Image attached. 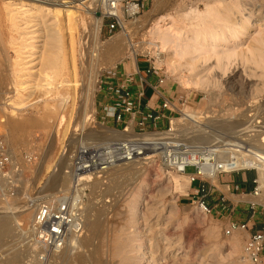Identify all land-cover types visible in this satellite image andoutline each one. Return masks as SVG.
<instances>
[{
    "label": "rangeland",
    "instance_id": "rangeland-1",
    "mask_svg": "<svg viewBox=\"0 0 264 264\" xmlns=\"http://www.w3.org/2000/svg\"><path fill=\"white\" fill-rule=\"evenodd\" d=\"M64 1L68 2L65 6L75 12L72 17L75 21L72 47L65 38L63 18H56L52 13L54 0H0V135L17 157L32 156L30 163L22 165L21 181L14 197L5 203L0 202V216L16 217L10 233L0 238V264H41L38 260L41 251L35 248L30 233L35 205L58 191L68 190L71 182L64 176L66 158L78 142L92 139L98 143L115 141L118 133L123 132V127L101 114L96 98L101 81L107 80L108 75L118 71L125 63L131 66L135 63L153 65L155 76L164 78L181 93L183 100L179 103L182 106H178L181 114L173 116L171 122L188 112L200 118L199 124H207L206 135L202 136L207 138L201 142L192 140L196 136L192 124L176 123V128L179 131L182 128V131L175 133L191 147L215 144L217 149H224L228 146L223 145L228 143L236 144L237 149H234L246 153L245 147L242 150L239 148L241 144L255 149V137L252 135L264 130V111L262 115L251 114L257 109H264V0H151L135 19L126 21L124 29L109 32L105 28V20L99 31L98 43L94 41L89 15L81 7L73 8L86 0ZM204 4L211 6L213 12L198 25L192 12L195 8V11L204 13ZM30 9L35 13L31 17L28 16L32 11ZM97 11H94V16L99 18ZM20 22L24 23L25 34L14 26ZM150 29L153 36L159 33L161 39L169 42L171 46H167L166 53L176 58L180 68L170 71L166 65L159 64L153 54L149 55L153 51L148 46ZM57 30L64 34V51L58 57L66 69L72 55L75 80L79 85L74 92L72 107L71 102H63L62 91L51 89L66 79L64 71L52 75L48 93L44 87H34L43 84V74L51 71L44 60L51 53L56 54L49 36ZM124 33L133 45L134 54L122 40ZM19 34L28 38L25 40L30 45L25 51H33L29 54L31 58L27 59L24 75L16 74L14 67ZM30 34L34 36L29 39ZM112 40H122L117 56H107L103 52L108 51ZM97 47L102 53L99 62L91 57V51ZM99 64L101 66L96 70ZM17 76H23L20 79L24 86H32L21 94L24 100L22 109L12 116L9 114L12 111L9 103L15 98L14 87L20 80L16 79ZM180 76L184 77L183 80L197 79L199 84L186 86ZM260 104L263 107L258 108ZM85 114L89 119L86 123ZM62 116L67 120L63 127L59 122ZM167 131L168 127L151 130L141 137H165ZM129 134H134L131 124ZM262 136L258 137V141L261 142ZM46 155L50 159L40 167ZM35 167L40 169L38 175L34 174ZM122 168L125 170L111 171L106 184L100 186L93 182L88 188L86 218L99 220L95 232L86 229L83 240L81 238L82 246L57 252L50 257L48 264H252L243 255L248 234L235 232L226 236V224L214 216L201 213L190 194L188 178L169 171L155 157L151 161L139 160ZM191 172L192 168L186 169V173ZM241 172L252 173L254 179L257 178L253 169L238 173ZM235 174L227 173L222 177ZM213 185L224 189L221 183L213 182ZM26 203L34 206L25 220L18 217V212L20 205ZM5 205L9 208L5 209ZM259 211L264 218V210L259 208ZM115 242L122 259L112 255ZM68 258L76 260L71 263Z\"/></svg>",
    "mask_w": 264,
    "mask_h": 264
},
{
    "label": "built area",
    "instance_id": "built-area-1",
    "mask_svg": "<svg viewBox=\"0 0 264 264\" xmlns=\"http://www.w3.org/2000/svg\"><path fill=\"white\" fill-rule=\"evenodd\" d=\"M151 0H100L98 13L103 22L107 23L105 28L109 32L122 29L120 22L135 19L144 8V5ZM156 72L153 65L148 64L144 75L149 76ZM135 74L140 77L136 67ZM164 78L158 77L156 84L162 85ZM140 78V83L144 84ZM120 99L123 103L120 108L113 105H104L100 112L106 118L116 124H122L124 117L129 116V121L121 128L127 132L129 125L133 130L135 124L137 131L133 130V137L125 141H108L98 143L92 140L78 142L77 146L68 155L66 161L65 176L71 182L68 190L58 191L48 199L43 200L36 208L30 224L32 243L35 248L41 251L38 260L41 264L50 263L49 254L63 249L68 236L81 239L85 235L86 225V193L93 180L106 184L108 172L123 164H130L134 161L157 159L171 170L186 174L189 185L193 190L192 196L198 209L204 215L211 216L212 208L208 203L211 178H218L227 173H238L239 171H226L223 163L219 162L217 147H191L184 142L169 137H148L142 138L150 124L156 123L160 115L142 108L141 100L143 91L140 90L134 96L129 87L122 81L118 87ZM155 91V87H152ZM158 94V93H157ZM157 96H160L157 95ZM182 106V105H181ZM163 110H169L175 115H180L179 109L171 108V103L163 99L161 104ZM135 117H137L135 119ZM167 119L168 131L171 120ZM149 160V159H148ZM32 156L26 154L20 158L12 154L0 135V200H10L14 197L19 188L22 174V165L30 163ZM187 168L193 172L186 173ZM254 188L252 195L258 199L261 191L257 180H253ZM104 189H102L101 193ZM5 198V199H4ZM107 204L108 201L106 200ZM260 204L250 203L253 210ZM248 223H231L224 233L226 236L235 232H246ZM264 250V233L261 231L248 235L243 247V255L252 264H260L261 255Z\"/></svg>",
    "mask_w": 264,
    "mask_h": 264
},
{
    "label": "bare ground",
    "instance_id": "bare-ground-1",
    "mask_svg": "<svg viewBox=\"0 0 264 264\" xmlns=\"http://www.w3.org/2000/svg\"><path fill=\"white\" fill-rule=\"evenodd\" d=\"M167 1V0H166ZM207 1V0H206ZM223 1V0H222ZM165 2V1H164ZM168 2V1H167ZM166 2V3H167ZM54 4V8H53V10H52V13H53V15H54V17H56V18H58V17H61V18H63V20H64V25H63V27L65 28V38H68V42H69V45H71V47H72V38H73V34H74V28H73V25L75 24L74 22V20H73V15H74V13L75 12H73V11H71L69 8H71V7H68V6H65V4L66 3H68L67 1H64V0H54V2H53ZM219 3H221V1H219ZM215 4H216V1H215ZM100 0H86V1H83V2H81V3H79V4H76V5H74L73 6V8H75V9H78V7H81L80 9H82V11L85 13V14H87V15H89V17H90V19L92 20V29H93V34H94V41H95V43H98L97 41H98V36H99V31H100V29H101V18L102 17H99V18H96L95 16H94V11L96 10V9H99L100 8ZM206 7H205V12L203 13H200V12H197V11H195V8H194V11L192 12V13H194V19L198 22V25H200V24H202L203 22H204V20L205 19H207V18H209L210 16H211V14H212V12H213V9H212V7L211 6H208L207 4H204ZM217 5V4H216ZM219 5V4H218ZM217 5V6H218ZM196 6V5H195ZM77 7V8H76ZM19 8L21 9V6H19ZM218 8V7H217ZM189 9V8H188ZM32 9H30V11H31ZM181 12V11H180ZM8 13V12H7ZM187 13V12H186ZM35 13H34V11L32 10L31 12H30V14L28 15L29 17H31V16H33ZM78 14V13H77ZM229 14V13H228ZM9 15V14H8ZM16 15H17V13H16ZM187 15H188V13H187ZM7 16V15H6ZM12 16V15H11ZM161 17V16H160ZM164 17V16H163ZM188 17V16H187ZM191 17V16H190ZM193 17V16H192ZM181 18V17H180ZM183 18H185V17H183ZM164 19V18H163ZM190 19H192V18H190ZM189 19V20H190ZM211 19V18H210ZM138 20V19H137ZM188 20V21H189ZM171 22V21H170ZM126 22L125 21H123V22H120V25H121V27H122V29H124V27H125V24ZM176 23V22H175ZM193 23V22H192ZM132 24V23H131ZM15 26V28L17 29V30H19V31H23L22 33H24L25 34V27H22V26H24V23L23 22H20V24L18 25V23H17V25H14ZM22 27V28H21ZM133 27H134V25H133ZM144 27V26H143ZM153 28V27H152ZM169 28H171V26H169ZM168 28V29H169ZM141 29V28H140ZM139 29V30H140ZM125 30H126V28H125ZM129 30V29H128ZM171 30V29H170ZM171 31H173V30H171ZM178 31V30H177ZM121 32H122V30H121ZM162 32V31H161ZM28 33H30V32H28ZM148 33L151 35V41L150 42H148L149 43V45L148 46H150V47H152V49H153V51L152 52H150L149 53V55L150 54H153L154 55V57L157 59V62L159 63V64H164V65H166L168 68H170V71H175L176 70V68L177 67H179L180 68V64H179V62H177L176 61V58H172V57H170L167 53H166V48H167V46L168 45H170L169 44V42L168 41H166V40H163V39H161L160 38V35H159V33H158V35H155V36H153L154 34H151V29L150 30H148ZM152 33H154V32H152ZM178 33V32H177ZM24 34H22V35H18V39L20 40L19 41V44L17 43V48H18V51H16V60H15V62H14V67H15V69H16V74H19V75H21V74H23L24 75V72H26V66L28 65L27 64V62H28V58H31L30 57V53L31 52H33L31 49H29L30 51H25V49L26 48H28L29 47V43L25 40V39H28L26 36H24ZM175 34H176V32H175ZM33 35V34H32ZM31 34H30V37H29V39L31 38V36H32ZM124 36H123V41H124V44L126 45V47L130 50V52L131 53H133L134 54V52H135V50L133 49V45H132V43H131V41H130V39L126 36V34L124 33L123 34ZM132 35V34H131ZM34 36V35H33ZM37 36V35H36ZM130 37V36H129ZM49 38H50V41H51V43H52V46H53V49H54V52L56 53V54H50V55H48V57L44 60L45 62H46V65H47V67H48V69L49 70H51V71H46L44 74H43V77H42V82H43V84H41V85H36V86H34L35 88H42V87H44V89L46 90V92L50 89V86L49 85H51V82H52V75H56L58 72H61V71H64V73H65V77H66V79L65 80H62V81H60V82H58L55 86H54V88H51V89H53V90H55V91H62V93H63V95L61 96L63 99V102L64 103H69V102H71V107H72V105H73V103H74V92H75V90H76V88L77 87H79V85H78V83H77V81L75 80V71H74V63L72 62V55L70 56V58H69V62H68V65H67V68L66 69H64L63 68V62L59 59V53H61V52H63L64 51V34H62L59 30H57L55 33H53L52 35H50L49 36ZM122 40H112V41H110V43L108 44V51H103L107 56H117L118 54H120V46L122 45ZM66 41H67V39H66ZM171 43V42H170ZM67 44V43H66ZM13 46V45H12ZM171 46V45H170ZM170 46L168 47V48H170ZM52 48V47H51ZM100 48V47H99ZM99 48L97 47V48H94L92 51H91V54H92V58H93V60H96L97 62H99V58H100V56L102 55V53L100 52V50H99ZM123 48V47H122ZM125 48V47H124ZM69 50V52H70V48L68 49ZM149 52V51H148ZM25 53H28V55H25ZM122 53H124V52H122ZM69 54V53H68ZM69 57V56H68ZM119 59V58H118ZM114 61V60H113ZM108 62H110V61H108ZM107 62V63H108ZM106 63V64H107ZM177 63L180 65V66H178L177 65ZM98 66H101L100 64L99 65H96V70H98ZM18 67H21V68H18ZM95 67V66H94ZM103 67V66H102ZM101 67V68H102ZM100 68V69H101ZM191 71V70H190ZM97 72V71H96ZM95 72V73H96ZM100 72V71H99ZM98 74V73H97ZM97 74L94 76V79H96V76H97ZM19 76H17V78L16 79H20V78H22L23 76H21V77H19ZM59 79V78H58ZM62 79H63V77H62ZM180 79L182 80V82H184V85H192V86H197L198 84H199V81L196 79H187V78H185V79H187V80H183L184 79V77L183 76H180ZM23 80H26L25 78H23ZM54 80V79H53ZM56 81V80H55ZM58 81V80H57ZM94 82H95V80H94ZM35 84V83H34ZM25 84L23 83V81H22V79H20L18 82L16 81V84H15V87H14V89H15V98L11 101V103H9V104H11L10 106H11V109H12V111L9 113L10 115H14V112L15 111H18V110H20V109H22V101H24L23 100V96L21 95L22 93H24V92H26V90H27V88H31V86H24ZM49 86V87H48ZM52 87V86H51ZM47 88H49V89H47ZM34 89V88H33ZM51 91V90H50ZM48 93V92H47ZM50 93V92H49ZM90 101V100H89ZM90 103H91V106H92V101H90ZM252 104H254V103H252ZM261 105V104H260ZM260 105H258V106H260ZM251 106H253V105H251ZM251 106H249V107H251ZM249 107H247V108H249ZM261 107H263L262 105L260 106V107H258V108H261ZM253 108V107H252ZM256 109H257V107H256ZM255 109V110H256ZM255 110H253V111H255ZM260 109H257V111H255L254 112V114L253 113H251L252 115H256V114H258V115H262L263 113H262V111H264V109H262L261 108V110L259 111ZM245 111V110H244ZM250 111H251V109H250ZM246 112V111H245ZM88 113H89V111H88ZM244 113V112H243ZM242 113V114H243ZM246 114V113H245ZM244 115V114H243ZM257 115V116H258ZM253 116V117H254ZM246 117V116H245ZM244 117V118H245ZM259 117V116H258ZM261 117V116H260ZM87 114H85L84 115V119H85V121H84V123H86V121H88L89 119L87 118ZM256 118V117H255ZM263 118V117H262ZM6 119H8V117H6ZM198 119H200V118H197L196 116H195V114L194 113H188V112H184L183 114H182V117L180 118V119H176L174 122L172 121L171 122V126H170V130H169V132H167V133H164V135H165V137H169V138H172V139H176V140H178V141H181L180 140V137H181V135H177L175 132L176 131H179V129H177L176 128V123H180L181 125L183 124V125H187L186 123H190V124H192L193 126H194V129L196 130V131H194V133L196 132V136L192 139V140H197V141H199V140H201V142L203 141V138H204V140H206V138L207 137H203L202 138V136H204V135H206V133H205V125H207V124H199V122H198ZM253 120V119H252ZM262 120V119H261ZM4 121H2V123H3ZM59 122H62V127L63 126H65V123L67 122V120L65 119V117H61V119H60V121ZM226 123V122H225ZM238 123V122H237ZM241 123V122H240ZM257 123V122H256ZM259 123V122H258ZM264 123V122H263ZM229 124V123H228ZM232 123H230V125H231ZM239 124V123H238ZM242 124V123H241ZM240 124V125H241ZM242 125H245V124H242ZM233 126V125H232ZM246 127H247V125H246ZM257 127V126H256ZM233 128H235V126L233 127ZM250 128V127H249ZM181 129V131H182V128H180ZM226 129V128H225ZM253 129H255L254 127H253ZM129 130H130V125H129V127H128V130H127V132H121V133H118V137H117V139L116 140H119V141H125V140H128V139H131L133 136H130V134H129ZM226 130H229V129H226ZM181 131H179V133H181ZM63 134H64V132H63ZM261 135H264V130H260V131H256V133H254L252 136L253 137H255V142H257L256 144H255V142H254V145L256 146H254L255 147V149L254 148H252L251 146L249 147V146H247V145H243V144H241V146L239 147L241 150L243 149V147H245L247 150H244V151H246V153H244V152H241V151H239V150H236L237 148H236V144L234 145V144H228V143H226L225 145H223L224 147H226V146H228L227 148H224V149H218V152H219V154H218V157H217V159H218V161L219 162H221V163H223L224 164V166L226 167V171L227 172H229V171H239V170H246V169H253V170H255L256 171V176H257V178H256V180H257V183H258V186H259V189H260V191H261V194H260V197L258 198V202H261V203H263L264 204V136H262V138H261V142L260 141H258V137H260ZM152 136V135H151ZM223 136V135H222ZM148 137H150V136H148ZM147 136H143V138H148ZM253 137H251V138H253ZM250 138V139H251ZM17 140V139H16ZM115 140V141H116ZM249 140V139H248ZM253 139H251V141H252ZM119 141H117V142H119ZM240 141V140H239ZM246 141H247V139H246ZM181 142H183V141H181ZM12 143V142H11ZM10 143V144H11ZM18 143V142H17ZM199 143V142H198ZM212 143V142H211ZM218 143H220V142H218ZM217 143V144H218ZM248 143V142H247ZM251 143V142H250ZM190 144V143H189ZM209 144H210V142H209ZM221 144V143H220ZM224 144V143H223ZM249 144V143H248ZM253 144V143H252ZM215 145V144H214ZM240 145V144H239ZM15 145H13L12 147H14ZM210 146H213V145H208L207 144V146H205V147H210ZM218 147V146H217ZM220 147H222V146H220ZM234 148H236V149H234ZM10 150V149H9ZM10 152L12 153V151L10 150ZM13 154V153H12ZM66 158V157H65ZM150 158H152V157H149V158H146V161H151L152 159H150ZM50 159V156H45V159L40 163V167H42V165L44 166V164L48 161ZM67 159V158H66ZM149 159V160H148ZM139 161V160H138ZM135 162H137V161H134L133 163H135ZM133 163H130V164H123V165H118V166H116V167H114V168H112L109 172H108V174L107 175H109L110 174V172L111 171H115V172H117V171H121V170H125V168H122V167H124V166H128V165H132ZM162 166L163 167H165L166 169H168L169 171L171 170L170 168H168L166 165H164V164H162ZM129 171V170H128ZM40 173V169H38V168H36L35 167V169H34V174L36 175H38ZM113 173V172H112ZM118 174H119V172H118ZM178 174H180L181 176H183V177H186V178H188V176L186 175V174H182V173H178ZM55 175V174H54ZM138 175V174H137ZM65 176V175H64ZM113 176V175H112ZM124 176V175H123ZM53 177H55V176H52V178ZM63 177V176H62ZM64 178H66V177H64ZM63 178V179H64ZM217 179L218 178H216V177H214V178H211V182H214V183H217ZM56 180H57V178H56ZM67 180H69V178L67 177ZM93 182L94 183H98V185H100L101 186V182L100 181H98V180H93ZM92 182V183H93ZM107 193V192H106ZM5 199V198H4ZM0 202H3V203H5V200H3V199H1L0 200ZM40 204V203H39ZM39 204H36L35 205V207L37 208L38 207V205ZM8 205V204H7ZM7 205H5V209H8L9 207L7 206ZM34 206V204H30V203H26V205H20V207H19V216L18 217H21V218H23V219H28V217H29V215H30V213H31V209H32V207ZM103 206H105V205H103ZM35 208V209H36ZM2 210H4V209H2ZM13 220H16V217L15 216H7V215H2V216H0V238H3V237H5L6 235H8L9 233H10V231L12 230L11 229V224H12V221ZM99 221V220H98ZM98 221H91L88 217H87V219H86V225H85V228L86 229H88V231L89 230H94V232H95V230L98 228V226H99V224L100 223H98ZM18 226H22V225H18ZM87 231V230H86ZM86 239V238H85ZM84 239V240H85ZM82 240H83V238H82ZM87 241V240H86ZM81 239L79 240V239H77V238H75L74 236H68V238H67V240H66V245L63 247V249H61V250H59V251H57V250H55V252H52V253H50L49 254V258L51 257H54L55 255H56V253L57 252H60V251H63L64 250V252H65V248H67V250H69V249H71L72 250V248L73 247H80V246H82L83 245V243H82V245H81ZM89 245V244H88ZM114 247H113V249H112V255L113 256H116V257H118L119 256V258H121L122 256L120 255L121 254V251H118V246H117V243L115 242L114 243ZM121 246V245H120ZM119 246V247H120ZM69 248V249H68ZM86 249V248H85ZM66 250V251H67ZM64 252H63V254H64ZM62 253V252H61ZM58 255H59V253H58ZM72 255V254H71ZM81 255V254H80ZM77 256V255H76ZM67 257H69V256H67ZM81 257V256H80ZM79 257V258H80ZM56 258V257H55ZM54 258V259H55ZM70 258V257H69ZM68 258V259H69ZM67 259V258H66ZM78 259V258H77ZM122 259V258H121ZM65 260V259H64ZM69 260H72V259H69ZM69 260H68V263H70L69 262ZM74 260H76V258L75 259H73L72 261H71V263H73V262H75ZM85 259H83L82 261H84ZM90 260V259H89ZM99 261V260H98ZM123 262H125V261H123ZM65 264V263H64ZM83 264H85V263H83ZM91 264V263H90ZM98 264H100V263H98Z\"/></svg>",
    "mask_w": 264,
    "mask_h": 264
},
{
    "label": "crops",
    "instance_id": "crops-1",
    "mask_svg": "<svg viewBox=\"0 0 264 264\" xmlns=\"http://www.w3.org/2000/svg\"><path fill=\"white\" fill-rule=\"evenodd\" d=\"M140 65H142V67ZM136 67L139 70L140 77L135 74ZM146 68L147 63H135L133 66L129 63H125L118 71L112 73V75H108L106 78L107 80L101 81L100 93L96 98L98 104L97 108L100 111L101 107L104 105L121 107L123 100L120 99L118 87L123 81L134 96L140 90L143 91L141 104L144 110L160 115V119L156 123L150 124L146 131L165 129L167 127V119L173 117L174 113L161 108L163 99L171 103L170 110L173 109V107L178 109V106L181 105L179 102L183 100L181 98L182 95L173 89L166 81L162 85L157 86L156 79L158 77L155 76V74L145 76L144 70ZM140 78L145 81L144 84L140 83ZM152 87H155V91ZM159 94L160 96H157ZM136 118L137 117H135V119ZM129 119V116H126L124 117L123 123L117 125L122 127ZM133 130L137 131L135 124L133 125ZM253 180L254 175L252 173L241 172L227 178H223L222 175H220L217 179V183H221L222 185L220 186L224 187V189L220 190L214 185L208 186L210 189L208 203L212 208L211 216L221 220V222L227 226L234 222L248 223V230L246 231L248 235L258 231L264 233V218L259 213V208L263 211L264 206L260 204L255 209H250V203L257 200L252 195L254 188ZM192 193L193 190L190 187L191 196ZM260 264H264V250L261 255Z\"/></svg>",
    "mask_w": 264,
    "mask_h": 264
}]
</instances>
